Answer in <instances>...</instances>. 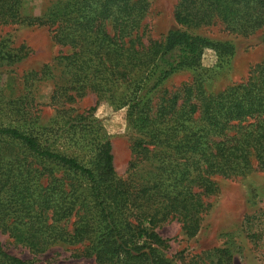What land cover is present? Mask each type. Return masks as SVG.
I'll return each instance as SVG.
<instances>
[{"label":"trees","instance_id":"trees-1","mask_svg":"<svg viewBox=\"0 0 264 264\" xmlns=\"http://www.w3.org/2000/svg\"><path fill=\"white\" fill-rule=\"evenodd\" d=\"M23 1L0 0V24L46 25L71 52L25 73L14 96L0 84V232L34 253L82 245L96 264H175L163 253L169 239L159 225L177 220L195 236L206 198L219 192L216 176L264 171V61L246 81L219 93H209L198 79L156 97L176 72L201 69L208 50L216 64L207 71L225 68L234 44L180 28L143 43L147 0H47L39 16H25ZM174 16L186 27L219 21L243 35L262 31L264 40V0H180ZM1 56L22 58L17 50ZM124 83L130 89L123 105L139 136L122 179L112 142L93 117L96 108L74 115L66 105L88 92L97 104L115 99ZM46 87L56 108L47 125L38 114ZM76 136L86 141L81 153L72 149L81 142ZM243 227L264 259V210L245 216ZM228 243L194 255L189 264H232ZM0 264L37 263L8 253L0 242Z\"/></svg>","mask_w":264,"mask_h":264},{"label":"rangeland","instance_id":"rangeland-1","mask_svg":"<svg viewBox=\"0 0 264 264\" xmlns=\"http://www.w3.org/2000/svg\"><path fill=\"white\" fill-rule=\"evenodd\" d=\"M180 0H147L149 6L143 20L142 41L163 40L173 28L187 29L213 39L228 40L235 46V55L225 68H216L213 51L208 50L203 57V67L196 71L182 70L173 74L154 93L158 96H170L182 91L195 80H200L209 93H219L227 87L246 81L251 69L264 61L263 32L251 35L232 32L216 21L212 25L186 27L177 23L174 10ZM47 0H24L22 12L25 16L42 14ZM9 50L20 51L22 58L14 62L2 60V53ZM0 84L4 94L16 95L21 88V78L25 73L42 69L45 64L52 63L59 55L69 54L71 49L61 45L54 38L48 26L42 24H0ZM210 70V71H207ZM130 85L119 86L115 99L97 104L94 93L88 92L71 104L73 114L86 113L95 107L93 117L102 126L103 132L112 142L114 166L120 178H126L129 163L133 158L132 141L139 136L136 122L130 114L128 105H123V96L129 91ZM51 91L43 88L39 101L43 106L38 112L39 122L49 124L56 116V108L48 104ZM71 144L73 151L81 153L86 143ZM77 142V141H74ZM83 154H88L83 150ZM219 192L206 198L209 205L203 215L201 228L193 236H187L177 220L167 221L158 227V232L169 239L168 247L162 248L163 253L175 264H189L191 258L202 251L215 247H224L226 242L233 251L232 264H264L263 252L250 241L244 231L245 216L259 214L264 210V171L255 170L245 177L225 178L216 176ZM0 242L8 253L24 258L35 259L37 264H96L82 245H52L44 253H34L31 249L0 232ZM232 243V244H230Z\"/></svg>","mask_w":264,"mask_h":264}]
</instances>
